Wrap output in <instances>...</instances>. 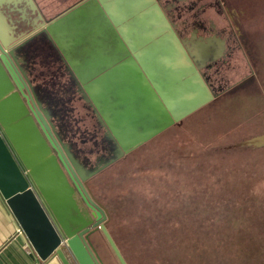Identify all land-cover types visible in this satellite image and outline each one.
<instances>
[{"label": "rangeland", "instance_id": "374dc122", "mask_svg": "<svg viewBox=\"0 0 264 264\" xmlns=\"http://www.w3.org/2000/svg\"><path fill=\"white\" fill-rule=\"evenodd\" d=\"M78 1L37 0L47 19ZM189 1L186 15L207 30L212 22L210 33L224 40V57L206 72L221 91L95 176L90 189L127 264H264V149L230 148L264 133V0ZM108 72L96 83L128 126L150 132L168 122L151 91H122L120 70ZM98 233L103 264H119Z\"/></svg>", "mask_w": 264, "mask_h": 264}, {"label": "water", "instance_id": "95a60500", "mask_svg": "<svg viewBox=\"0 0 264 264\" xmlns=\"http://www.w3.org/2000/svg\"><path fill=\"white\" fill-rule=\"evenodd\" d=\"M8 3L0 0V195L42 261L56 257L61 264H103L89 239L100 231L118 263L127 264L107 230L105 207L70 170L78 186L72 187L56 157L47 156L40 135L46 137V116L37 111L30 80L14 52L19 58L22 49L44 37L64 60L68 75L115 143L113 157L91 170L94 175L217 98L201 70L223 55L224 42L181 39L157 0H84L43 21L12 50L2 10ZM5 10L13 11L9 6ZM115 69L122 76L115 85L122 91L140 85L155 95L165 107L166 124L143 132L126 124L120 108L104 102L96 79ZM230 148L264 149V133Z\"/></svg>", "mask_w": 264, "mask_h": 264}, {"label": "flooded vegetation", "instance_id": "af4514ba", "mask_svg": "<svg viewBox=\"0 0 264 264\" xmlns=\"http://www.w3.org/2000/svg\"><path fill=\"white\" fill-rule=\"evenodd\" d=\"M6 1L9 2L8 6L13 11L5 10L8 6H4L2 9L6 17H8L7 25L5 26V35L10 42V48L15 50L16 47L14 48L13 46L24 41L27 36L37 31L36 29H39L38 26L43 21H50L57 18L59 15L84 0L75 2L63 12L48 19L43 15L37 0ZM157 3L167 21L174 25V30L181 39H191L192 36L197 38L201 37L203 39L213 37L221 39L219 36L210 33L213 31L212 22H209L208 25L210 29L207 30L204 23L199 18H197L196 21L193 20L194 16L197 17V14L191 17L186 15L188 11L194 8L195 3L189 0H157ZM40 16L42 18L41 20L39 19ZM189 20H193V22H189ZM181 26L185 28L186 32L190 29L188 36L177 31V28ZM200 30L205 34H199ZM221 40L224 42L223 39ZM224 54L225 48L220 58L207 64V66L201 70L210 88L213 86L210 84V78L206 75V72L211 69L218 60L224 57ZM14 55L17 61L20 59V61H18L19 66L30 80L31 89L36 96L34 103L37 111L42 115L44 113L46 116V118L43 116L46 123V126H43V130L48 139L41 131L40 135L48 148L47 156L56 157L60 168L72 187H74V185L77 186V184L73 180L70 170L76 174L81 185L90 193L91 197L98 201L91 192L89 185L91 180L113 166L127 154L98 173L89 175L91 170L113 157L115 153V143L113 139L109 137L107 128L99 122L97 116L93 112V107L89 102L85 101L79 87L68 75L67 68L63 62L64 60L60 58L61 56L59 57V54L52 47L51 43L44 37L34 39L31 44L22 49L19 58L17 57V52H14ZM215 89L216 92L221 91L220 88ZM216 92L215 94L218 96ZM77 107L78 109H82L78 113L75 111ZM58 154L62 158L63 163L60 162ZM84 176H86V179L82 180L81 177ZM76 193L78 194L79 200L85 206L79 193L77 191ZM86 209L88 214H91V210L88 208ZM98 232L99 231H96L89 236L90 242L96 252L97 249L92 239Z\"/></svg>", "mask_w": 264, "mask_h": 264}, {"label": "crops", "instance_id": "0c3cea01", "mask_svg": "<svg viewBox=\"0 0 264 264\" xmlns=\"http://www.w3.org/2000/svg\"><path fill=\"white\" fill-rule=\"evenodd\" d=\"M0 264H61L56 257L42 261L0 195Z\"/></svg>", "mask_w": 264, "mask_h": 264}, {"label": "trees", "instance_id": "16d2710c", "mask_svg": "<svg viewBox=\"0 0 264 264\" xmlns=\"http://www.w3.org/2000/svg\"><path fill=\"white\" fill-rule=\"evenodd\" d=\"M231 149H232V148H231ZM241 149H243V148H241ZM244 149H250V148H244ZM99 233H101V232L99 231ZM99 233H98V234H99ZM102 236H103V235H102Z\"/></svg>", "mask_w": 264, "mask_h": 264}]
</instances>
